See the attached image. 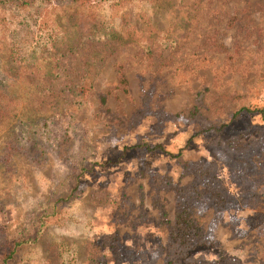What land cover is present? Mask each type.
Instances as JSON below:
<instances>
[{
  "label": "rangeland",
  "instance_id": "rangeland-1",
  "mask_svg": "<svg viewBox=\"0 0 264 264\" xmlns=\"http://www.w3.org/2000/svg\"><path fill=\"white\" fill-rule=\"evenodd\" d=\"M12 5L0 0V255L19 242L10 264H166L196 231L195 264H264V0L104 1V25L139 40L59 55L44 45L58 9L29 5L48 11L41 32Z\"/></svg>",
  "mask_w": 264,
  "mask_h": 264
},
{
  "label": "trees",
  "instance_id": "trees-1",
  "mask_svg": "<svg viewBox=\"0 0 264 264\" xmlns=\"http://www.w3.org/2000/svg\"><path fill=\"white\" fill-rule=\"evenodd\" d=\"M34 0H9L10 3H12L13 8H6L4 9L5 12H8L9 14H18V13H26L29 15H34L36 17H41V19L38 22V28L39 30L43 29L42 24H46L47 20L45 21L42 17H44L48 11L44 6H36L32 8L31 3ZM104 1H110L114 4L122 1L127 0H39L40 4L48 3L54 7V9H58L57 13L59 14V23L57 24L56 20L53 19V21L50 19L49 26L51 30H55V33H49V39L44 41V45L47 46L50 50V52L53 55H59V54H66L70 53L73 50L77 49L84 40H89L91 38H96V36L106 38L105 40L114 41L120 44L129 43V42H137L139 40L138 33L139 31L129 27H126L121 22L115 24V25H104V22L102 21L101 17L97 13L98 4L102 3ZM29 8H32L30 11ZM0 10H3V8H0ZM53 22V23H51ZM52 24V25H51ZM73 30V32L68 36V38H64L63 41L59 40L58 34L65 35L69 31ZM82 30L83 32H74ZM16 41H12L11 46L16 45ZM47 51V48H46ZM11 54H15V59L18 57V52L13 53L10 51ZM13 59V63H17V61ZM11 62V63H12ZM12 63V64H13ZM13 66H15L13 64ZM89 82H83V84L78 85L76 94L82 95L83 91L86 90V87ZM241 111L244 112H251V110L248 107H240L238 108L234 114L233 117H236ZM262 110H258V113H261ZM225 125L224 124H212L202 129V132H218L220 131ZM44 136V132L42 131L40 133V140ZM137 146L143 147L146 152H150L153 150H162L160 145H153L152 147H147L146 144H138ZM78 188L77 186L74 187V189H71L68 197H72L78 194ZM56 203L51 204V209ZM41 221H39L40 223ZM185 223V227H181L182 229H185L188 227L189 223L186 221L185 217H182L179 219V222L177 223V226H179V223ZM33 223V222H32ZM35 224H38L37 221H35ZM38 229V227H37ZM34 230L33 237H28V242L34 241L35 237L38 235L39 231ZM176 234V233H175ZM190 237L196 239H199V234L196 231H193L192 233L188 234ZM192 238L185 239V248L179 249L177 252H175V256L173 259L167 261L166 264H195V257L193 256L192 251L190 252V243L193 241ZM201 242H203L201 239H199ZM178 240L176 239V242ZM19 244V242H14L2 255H0V264H10L9 261L12 258V254L15 251L16 246ZM189 250V253L187 251ZM72 261V259H71Z\"/></svg>",
  "mask_w": 264,
  "mask_h": 264
}]
</instances>
